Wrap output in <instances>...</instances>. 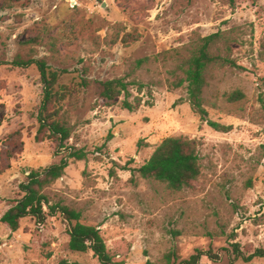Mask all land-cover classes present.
Instances as JSON below:
<instances>
[{
	"label": "rangeland",
	"instance_id": "1",
	"mask_svg": "<svg viewBox=\"0 0 264 264\" xmlns=\"http://www.w3.org/2000/svg\"><path fill=\"white\" fill-rule=\"evenodd\" d=\"M214 32L224 38L211 52L242 69L206 68L201 120L186 83L171 82L184 76L197 40ZM15 58L45 61L58 72L55 90L67 88L56 115L69 130L65 149L38 131L39 72L7 63ZM119 77L147 84L150 94L130 86L129 100L152 105L128 111L122 97L105 105L100 82ZM235 91L242 97L229 98ZM169 136L194 140L199 157V176L179 191L137 172ZM69 147L85 156L69 158L43 191L79 210L125 264H160L171 248L183 259L195 249L219 251V261L203 256L199 264H228L232 243L245 254L264 248V0H0V217L23 195L28 172ZM68 239L59 215L42 224L22 218L15 231L0 222V264H99L90 250L69 249Z\"/></svg>",
	"mask_w": 264,
	"mask_h": 264
},
{
	"label": "trees",
	"instance_id": "2",
	"mask_svg": "<svg viewBox=\"0 0 264 264\" xmlns=\"http://www.w3.org/2000/svg\"><path fill=\"white\" fill-rule=\"evenodd\" d=\"M224 38L221 32H214L199 38L196 42L191 56L187 60V67L184 69V76L176 78L171 82L174 87H180L186 83L187 101L195 114L201 120H206L207 112L203 106L202 90L205 86L204 73L211 64L229 66L242 69L234 60L228 56H221L211 52V48L218 41ZM226 43V42H225ZM225 50L229 52L230 47L225 44ZM145 58L139 59L140 65ZM18 67L36 66L40 81L43 87V94L37 114L38 131L46 130L48 138L57 140V147L66 148L64 142L70 137L69 130L56 119L58 112L57 103L64 99L67 88L61 87L55 90L58 79V72L49 70L43 60L29 58H15L10 62ZM135 87L141 93L148 85L137 80L127 81L124 78L107 79L100 82V96L105 105H113L120 97L121 107L128 111H134L142 104L152 105L149 100L143 101L142 96H134L132 100L129 87ZM242 94L239 91L233 92L229 98L239 99ZM208 125L217 131L226 132L228 126H222L217 122L207 120ZM66 156L58 162L53 163L43 170H30L26 180L20 185L23 195L16 199L0 217V222L5 224L11 231L19 227L20 220L30 217L36 224H42L46 217L59 215L65 225L68 234V247L72 251L85 252L90 250L99 264H125L122 259H116L108 249L96 226L81 222V213L68 205L60 202L52 203L44 193V188L50 186L55 180L62 176L68 165V159H82L85 154L81 149L69 147L66 149ZM138 174L144 179H153L165 183L168 188L174 191L182 190L190 185L200 174L199 157L194 140L184 136L165 137L153 150L148 159L137 169ZM228 264H235L240 259L245 262L256 257H264V248H256L252 253L245 254L238 243H232ZM205 256L212 261H219V251L211 249H195L187 258H180L176 249L171 248L162 255L160 264H199L200 259ZM144 264H155L147 259Z\"/></svg>",
	"mask_w": 264,
	"mask_h": 264
}]
</instances>
